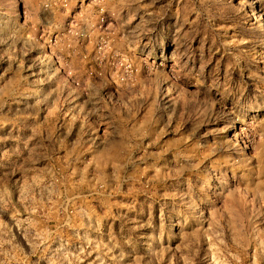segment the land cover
<instances>
[{
    "label": "rangeland",
    "instance_id": "rangeland-1",
    "mask_svg": "<svg viewBox=\"0 0 264 264\" xmlns=\"http://www.w3.org/2000/svg\"><path fill=\"white\" fill-rule=\"evenodd\" d=\"M0 264H264V0H0Z\"/></svg>",
    "mask_w": 264,
    "mask_h": 264
}]
</instances>
